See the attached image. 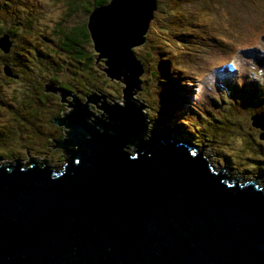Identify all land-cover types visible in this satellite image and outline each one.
<instances>
[{
  "label": "water",
  "instance_id": "1",
  "mask_svg": "<svg viewBox=\"0 0 264 264\" xmlns=\"http://www.w3.org/2000/svg\"><path fill=\"white\" fill-rule=\"evenodd\" d=\"M155 7L108 0L88 12L95 64L122 78L123 104H102L107 121H88L73 97L54 119L68 130L58 144L71 146L59 168L0 161V264H264V188L215 167L202 146L142 137L131 48L144 42ZM8 45L2 34L0 49ZM262 114L251 125L263 129Z\"/></svg>",
  "mask_w": 264,
  "mask_h": 264
},
{
  "label": "trees",
  "instance_id": "2",
  "mask_svg": "<svg viewBox=\"0 0 264 264\" xmlns=\"http://www.w3.org/2000/svg\"><path fill=\"white\" fill-rule=\"evenodd\" d=\"M107 1L51 0V4L59 6L60 14L50 25L43 26L44 34L38 40H34L31 34L26 32L29 29H34L33 26H36V29L39 26V24H35L34 14L30 11L34 5H37L36 0H23L25 9H28V11H22L20 15L15 12L8 14V23L4 24L3 21H6V19L0 20V36L6 34L9 41L6 52L0 49V70L4 73L3 66L6 65L11 72L8 73L11 74L10 78L18 82V87H16L18 93H14L12 99L6 101L5 97L0 95V106L3 105L6 108L0 107V110L3 108V111L6 112L4 119L0 120V133L16 130L13 117L19 116L25 118L28 122L34 119L31 123L29 122L31 124L28 132L30 139L13 141L14 143L7 144V147L11 145V149L9 152L0 151V159L4 157L6 159L17 158L19 161L20 158L24 157L26 150L30 149L26 142L32 141L35 136H40L36 141L42 145V148H34L32 151L42 153L41 155H48V159L52 163L54 159L58 165L65 161L66 156L64 157V155H66V152L53 150L49 144L58 142L61 138L62 141L66 139L68 130L61 125L59 127L51 126V118L61 112L57 111L59 107L52 113L47 111L48 103L46 104V99L49 91L42 94L45 91L43 82L46 83L47 79L43 77L42 80H39V75L44 71L49 82L55 81L54 84L60 90L76 93L80 89V92H78L80 94L76 93L78 97L72 96L78 100H81L82 94L83 98H87L90 91L100 92L106 74L101 67L95 64L96 52L85 22L87 14L93 6L104 4ZM2 3L7 4V1ZM2 3H0V14L4 8L1 5ZM155 10L159 13V21L167 28L174 26V24H187V22L189 27V21L193 19V16L202 14L203 25L212 27L208 35L202 36V41L212 48L206 46L204 52L196 46H191V43L188 42L181 45L179 40L191 41L195 38L196 34L193 29L192 31L179 29L170 31L173 37L166 34L163 41L155 39L147 33L144 42L139 45L146 47V50L143 51L142 47H140L142 50L140 48L135 49L136 45L131 48L141 65V71H143L142 75H139L141 72L137 75L138 81L143 80L140 85L143 94L139 96V104L143 103L147 106L144 113H146V121L150 119L152 126L150 134L143 133V138L168 134L187 141L193 140L194 142L202 141L196 138L193 139V136L196 137L197 135L202 136L204 140H216L222 136V133L228 134L229 131H232V128L240 127V121L234 116L226 119L223 117L222 124H219L212 120L211 111L203 113L205 112L203 104L210 98L209 94L211 93H217L220 99L227 101L230 110L227 111L226 109V112L229 114L240 109L236 113L244 114L249 124H251V115L264 112V93L262 92L264 85H261L255 74L264 65V41L258 42V45L249 44V38H247L251 35L253 26L258 24L257 21L264 14V0H157ZM4 12L6 13V11ZM225 13L229 23H235V26L238 27L236 37L241 45L236 48L239 43H235L233 48L228 47L233 56L235 52L237 53L235 61L233 57L230 59L227 57L229 54H221L222 60L206 69V66L212 60L210 57L205 58L204 53L217 47L215 46L216 39L220 40L221 38L219 33L222 30L227 31L222 25L218 26L213 20H224L223 15ZM68 16H74L75 18ZM208 17L211 21L208 20ZM38 29L43 32L41 26ZM215 36H218V38H215ZM246 61L254 62L256 70L240 71L235 62ZM14 64L19 65L16 68L17 73L14 71L15 69L13 70L12 65ZM97 70L100 71L101 75L96 73ZM210 70L216 76L211 81L208 90H205L206 83L201 82V79ZM35 81L42 82L37 94L38 97L35 96L37 101L33 100L30 92ZM67 82L70 84L68 85ZM195 84L196 86H193ZM191 86L195 90L192 96H196V103L189 101ZM50 92L55 94L54 91ZM51 97V102L56 103L57 100L53 96ZM219 98H217L218 101ZM103 104L106 105V102H103ZM44 105L46 110L43 111L41 107ZM70 109L71 107L62 112L63 114L61 113L60 116H63ZM55 111H57V114L53 115ZM41 113L51 114V116L41 119ZM181 113H184V115L176 121ZM185 114L190 115L186 117ZM207 118L210 122L207 121ZM38 119H41V121L36 123ZM216 123L222 125L220 129L215 127ZM34 124L46 127L40 128L39 126H33ZM24 125L27 128L29 126L27 123ZM213 127L214 130H211ZM18 129H23V127L18 126ZM204 140L203 142H206ZM20 162L24 164L26 161ZM51 166L54 167L55 165Z\"/></svg>",
  "mask_w": 264,
  "mask_h": 264
},
{
  "label": "rangeland",
  "instance_id": "3",
  "mask_svg": "<svg viewBox=\"0 0 264 264\" xmlns=\"http://www.w3.org/2000/svg\"><path fill=\"white\" fill-rule=\"evenodd\" d=\"M7 1V4H3L2 2ZM51 0H36L37 5H34L33 8L31 9V7L29 6V8L31 9L30 11L34 14V19H35V24H39V26H41L43 32H41L40 29H36V26H33L32 28L34 29H29L26 32H28L29 34H31L32 38L34 40H38L40 38L41 35L44 34V27L43 26H48L52 23V21L56 20L60 14V9L59 6L57 5H53L50 3ZM23 0H0V3H2L1 5L5 8H3L2 11V15L0 14V20L2 19H6V21L4 20V24L8 23L7 21H9L8 18V14H11L12 12H15L16 14H22V11H28V9H25V2H23ZM170 3V2H169ZM156 4H157V0H156ZM25 9V10H24ZM156 9V7H155ZM153 10V16L149 19V24L147 26L146 32H145V36L147 35V33L149 35H151V37L161 40L163 41L165 39V35L167 34L169 37H173L170 31H174V30H191L193 29V31L195 32V38H193L191 41H180V44H184V43H191V46H196L198 49H201L205 52V47L208 45H205L202 41V36L208 35L211 31V26L209 27H205L204 21H203V15L199 14L197 16H193V19L189 21V27H188V22L187 24H182V25H175L167 28L164 24H162L158 17H159V13L156 12V10ZM6 11V13L4 12ZM35 11V12H33ZM68 17H74V16H68ZM224 20H213V22L217 23L218 26H223L227 31H221L219 34L221 36L220 40L216 39V45L217 47H214L211 50H208L207 53H204V57L208 58L210 57L212 62L209 63L208 66H206V69L211 66L214 65V63H217L219 61H221V54L225 55V54H229L227 57L230 59L231 57H233V60L235 61V55L237 54L235 52L234 56L233 54H231V51H229L228 47H234L235 43H239L238 45H236V48L239 47L241 44L239 41V39H237L236 35L238 34V27L235 26V23L231 24L229 23V21L227 20V14L225 13L223 15ZM75 18V17H74ZM208 20L211 21V19L208 17ZM258 24L253 26L252 29V33L250 36H247V38H249V44H256L258 45V42H262L264 41V14L261 16V18L257 21ZM32 23V20H31ZM200 23V24H199ZM26 30V28H25ZM31 31V33H30ZM234 33V36H233ZM212 35V34H210ZM232 35V36H231ZM215 38H218V36H215ZM169 44H170V38H169ZM142 44V43H141ZM140 45V44H139ZM138 44L136 45V48H140L142 46H139ZM149 45V44H148ZM180 45V46H181ZM211 47V46H208ZM143 51L146 50L147 48L142 47ZM142 48H140V50H142ZM212 48V47H211ZM137 49V51H138ZM210 51V52H209ZM216 51V52H213ZM137 53V52H136ZM138 55V53H137ZM237 68L240 71H246L248 72V70H256V67L254 65V62H235ZM2 64V63H1ZM216 65V64H215ZM6 66V65H5ZM5 66H3V69L6 68ZM13 66V70L17 73V69L18 68V64H14ZM1 69V67H0ZM261 70H257L256 71V75L258 77V81L261 82V85H264V65H262V67L260 68ZM5 70V69H4ZM7 70L9 71V69L7 68ZM6 71V70H5ZM263 71V72H262ZM9 73H11L9 71ZM42 74L39 75V80H42V78H46L47 81L46 83L43 82L44 84V88L46 90H51L53 89L55 94L53 92L49 91V94H47V99H46V104L48 103L47 106V111L52 113L54 110H56L58 107L59 109L57 111H60L61 113L64 112L65 110L69 109L71 106L68 103V101L72 100V96H77L76 93L80 92V89L76 91V93H69L63 90H60L54 82L50 83L46 73H44V71L41 72ZM44 73V74H43ZM97 74L101 75L100 71L97 70L96 72ZM103 73V72H102ZM143 71H141V73L139 75H142ZM104 74V73H103ZM11 74H6L5 72L3 73L2 70H0V95L5 97L6 101H8L10 98L12 99V95L15 93H18V91L16 90V87H18V82L15 81L14 79L10 78ZM216 74L213 73L211 70L208 71L204 77L201 79V82L206 83L205 85V90H208L209 86L211 85V81L214 80ZM105 77V81L102 82V86L100 89V92L98 91H90L88 92L87 95L91 94L93 95V99H89L87 100L88 102V106L90 107V109L94 112V116H101L102 117V112H103V108H99V105H102L103 102H106L107 104L110 103H117L118 105L123 104V99H122V87L124 86V83L122 82V78H109L107 77V75L104 76ZM9 80V81H8ZM41 81H35L33 84V89L30 90L31 92V96L33 98L34 101H37L35 99V96H37V94L39 93V89L41 87ZM106 83V84H105ZM143 83V80H139L138 81V96H141L142 93V87L140 86ZM67 84L69 85L70 83L67 82ZM193 86H196L193 85ZM200 86V85H199ZM57 87V88H55ZM22 89V87H21ZM20 89V91L24 94V90L22 91ZM103 90V91H102ZM105 90V91H104ZM203 90V87H202ZM29 91V90H28ZM46 91H43L42 94H45ZM48 92V91H47ZM195 90L193 89V87L191 86V93H189V101L191 102H195L196 103V96H192L194 94ZM262 92L264 93V89L262 88ZM80 94V93H78ZM53 96L57 102H51L52 97ZM38 97V96H37ZM78 97V96H77ZM209 99L207 100V102H205L203 104V109L205 112H203L204 114L206 113V111H211L210 113L213 115V121L215 120L217 123L222 124L221 120L223 117L226 118H230L231 116H234L235 118H237L240 123L241 126L240 127H234L232 128V131H229L228 134H223L222 136L218 137L216 140L215 139H211V140H204L202 138V136H193V139L196 138L197 140H202V141H195L197 143H195L193 140H188L189 142H192L194 144H197L199 146H202L206 149L208 158L210 160V162H212L214 164L215 167H219V169L221 168L223 171H227L228 174H230L231 176L237 177L241 180H248V179H253L255 180L259 185L264 186V128L260 129L259 127L255 126V125H251L249 124L246 119H245V115L244 114H237L236 112L240 109H238L236 112H233L231 114H229L227 111L230 110V106L228 103H226V100H223L222 98L220 99L219 95L217 93L213 94H209ZM86 97L83 98V94L81 95L80 99L81 101L86 100ZM219 98L220 100L218 101ZM51 99V100H50ZM49 101V102H48ZM206 101V100H205ZM221 101H223L221 103ZM141 103V102H140ZM143 106L141 109H143L145 111V109H147V106L143 103H141ZM31 107L32 105L29 104ZM60 105V106H59ZM63 105V106H62ZM198 105V104H197ZM5 108L3 105L0 106ZM198 107V106H197ZM226 107V108H225ZM1 108L0 110V120H3L5 117V111H3L4 109ZM44 110H46V106H42L41 107ZM199 109H201L200 107H198ZM6 109V108H5ZM233 109V107H232ZM57 111H55L53 113V115L57 114ZM146 112V111H145ZM58 114L55 115L51 118L50 124L52 127H59L60 125L66 129V126L62 125V124H58L53 122L54 117L56 116H60L62 114ZM248 114V112H247ZM146 115V113H145ZM182 115H184V113H181L180 116L176 119L179 120L180 117H182ZM190 114H185L186 117H188ZM41 119H45L46 117L49 118L48 116H51V114H47V113H41L40 114ZM92 117V115H91ZM260 117H264V112L262 114V116ZM13 122L16 125V130L14 132H1L0 133V151H7L9 152V150L11 149V145L7 144L9 143H14L13 141H25L30 139V135L28 134L29 132V127L31 126V122L34 120H30L29 122L25 119V118H20L19 116L17 117H13ZM41 119H38L36 121V123H38V121H41ZM208 119V118H207ZM262 118L259 119H254L253 122H261ZM208 122H210V120H207ZM12 122V123H13ZM146 129H145V134L149 135L151 132V120L148 119L146 121ZM25 123L29 124L28 128L24 125ZM215 123V122H213ZM216 123V124H217ZM217 124L215 127L217 129H220V127L222 125ZM11 125V124H9ZM18 126L23 127V129H18ZM33 126H39L40 128H45L46 126L44 125H37L34 124ZM49 126V125H47ZM14 128V127H11ZM214 130V127L211 129ZM40 137V136H39ZM39 137L35 136L33 138L32 141L26 142L29 146L30 149L26 150V153L24 155V157H22L23 159L21 161H26L27 159H31L32 156H36L37 157H41L40 155L42 153H38L36 151H32L34 148H42L41 144H38V142L36 141ZM32 138V136H31ZM206 141V142H203ZM6 143V144H2V143ZM10 147V148H9ZM128 147H131L128 145ZM26 156V157H25ZM42 158V157H41ZM49 158V157H48ZM12 159V158H11ZM5 160H9L8 158L6 159V157L1 158L0 161H5ZM48 164L50 165H55L56 168H58L60 165L57 164V162L54 161L53 159V163L51 164L49 161H46Z\"/></svg>",
  "mask_w": 264,
  "mask_h": 264
},
{
  "label": "flooded vegetation",
  "instance_id": "4",
  "mask_svg": "<svg viewBox=\"0 0 264 264\" xmlns=\"http://www.w3.org/2000/svg\"><path fill=\"white\" fill-rule=\"evenodd\" d=\"M77 100V102H81V100H78V99H76ZM69 102H71V100L69 101ZM83 103H85V105L87 106V108L91 111V115H92V117H91V115H90V118L88 119V121H90L91 119H94L95 117H97V118H101V120H103V121H107V115L105 114V111L103 110V112H102V117L101 116H94L93 114H94V112L90 109V107L88 106V102H87V99L86 100H84V101H82ZM81 102V103H82ZM99 108H100V105H99ZM101 109V108H100ZM60 141H62V138H61V140H59L58 142H60ZM58 142H53V143H51V144H49V146H50V148L51 149H53V150H59V151H61L62 153H64L65 152V149H69V148H71V146L70 145H66V146H61V145H59L58 144ZM64 155V154H63ZM41 157H37L36 158V156H32V158L33 159H36V160H45V161H49L50 163H51V160L50 159H48V155H40ZM66 155H64V157H65ZM14 160H18L17 158H13V159H9V160H7V161H14ZM22 160V158H20V160L19 161H21ZM28 160V159H27ZM26 160V161H27Z\"/></svg>",
  "mask_w": 264,
  "mask_h": 264
},
{
  "label": "bare ground",
  "instance_id": "5",
  "mask_svg": "<svg viewBox=\"0 0 264 264\" xmlns=\"http://www.w3.org/2000/svg\"><path fill=\"white\" fill-rule=\"evenodd\" d=\"M68 103H69V101H68ZM49 165H50V164H49ZM50 166H51V165H50ZM51 167H52V168H56V166H54V167H53V166H51ZM59 167H60V166H59Z\"/></svg>",
  "mask_w": 264,
  "mask_h": 264
}]
</instances>
